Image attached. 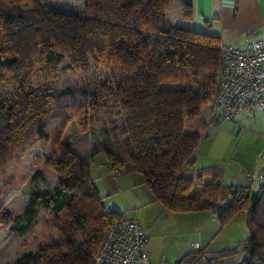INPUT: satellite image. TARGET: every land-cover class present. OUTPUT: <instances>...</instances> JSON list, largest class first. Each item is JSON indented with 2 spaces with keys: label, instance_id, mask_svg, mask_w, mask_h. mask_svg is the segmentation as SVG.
Here are the masks:
<instances>
[{
  "label": "trees",
  "instance_id": "trees-1",
  "mask_svg": "<svg viewBox=\"0 0 264 264\" xmlns=\"http://www.w3.org/2000/svg\"><path fill=\"white\" fill-rule=\"evenodd\" d=\"M170 1L87 0L80 9L45 0L0 1V171L36 138L48 139L50 115H64L41 159L53 184L38 188L49 175L37 168L27 180L21 213L0 203V226L22 234L36 227L42 209L54 234L35 251L4 264H93L111 218L121 216L104 208L91 176L92 157L100 150L110 172L140 173L152 200L169 211L209 210L221 223L244 211L250 235L238 244L245 254L238 264H264V168L253 193L249 186L224 184L215 165L204 166L196 178L200 198L191 193L193 178L187 172L203 129L219 122L202 118L201 111L215 89L221 40L193 27L191 0L181 1L179 22L169 23ZM64 57L70 70L83 75L97 67L124 74L116 82L90 78L84 85L83 91L93 90L92 107H116L120 114L102 124V140L88 159L75 155L68 138H61L69 120L61 105L75 89L56 94L42 89L44 76ZM86 120L84 115L77 121L85 127ZM11 183L8 178L0 184V196ZM197 256L190 263H201Z\"/></svg>",
  "mask_w": 264,
  "mask_h": 264
},
{
  "label": "rangeland",
  "instance_id": "rangeland-1",
  "mask_svg": "<svg viewBox=\"0 0 264 264\" xmlns=\"http://www.w3.org/2000/svg\"><path fill=\"white\" fill-rule=\"evenodd\" d=\"M0 1L10 4L14 0ZM86 1L45 0L48 4L71 9H80ZM21 5L29 7L23 2ZM123 75L115 67L90 68L88 74L83 75L70 70L64 57L50 74L44 76L43 90L56 94L69 86L75 89L61 105L69 119L61 138H68L71 151L78 157L88 159L95 143L102 140V124L120 115L116 107L105 110L92 107L93 90L83 91L84 85L89 83L90 78L116 82ZM208 109L206 104L201 111L202 118L209 116ZM84 115L87 120L85 127H82L77 120ZM63 116L59 113L50 115L45 124L48 139L36 138L0 171V184L8 178L12 179L10 186L0 196V203L11 213H21L27 204V180L35 169H42L49 175L48 183L39 182L38 188L53 184V177L43 167L41 159L50 152L53 129L61 123ZM203 133L194 152L195 164L187 172L193 178L191 193L200 198L201 183L196 179L197 173L200 168L209 165L221 169L224 184L249 186L251 192L255 193L264 168V112L243 109L234 121L223 119L209 123ZM90 171L96 189L103 197L104 208L116 210L124 217L136 218L148 233L149 256L145 264H238L245 257L238 247L250 235L244 211L233 214L223 223L216 213L209 210L169 211L160 202L152 201L151 191L140 183V173L110 172L102 150L92 157ZM38 218L36 227L22 234L15 233L10 226H0V264L11 262L26 251H35L40 241L53 233L50 215L40 209ZM195 242L198 243L197 247L194 246ZM194 254H199L197 258L201 263H190Z\"/></svg>",
  "mask_w": 264,
  "mask_h": 264
},
{
  "label": "built area",
  "instance_id": "built-area-1",
  "mask_svg": "<svg viewBox=\"0 0 264 264\" xmlns=\"http://www.w3.org/2000/svg\"><path fill=\"white\" fill-rule=\"evenodd\" d=\"M219 55L217 81L207 104L210 118L234 121L243 109L264 112V37H246L241 45L221 43ZM148 241L136 218L113 217L93 264L146 263Z\"/></svg>",
  "mask_w": 264,
  "mask_h": 264
},
{
  "label": "crops",
  "instance_id": "crops-1",
  "mask_svg": "<svg viewBox=\"0 0 264 264\" xmlns=\"http://www.w3.org/2000/svg\"><path fill=\"white\" fill-rule=\"evenodd\" d=\"M181 1H170L165 12L169 23L179 22L183 10ZM191 1L193 27L219 35L223 44L241 45L246 37H264V0Z\"/></svg>",
  "mask_w": 264,
  "mask_h": 264
}]
</instances>
